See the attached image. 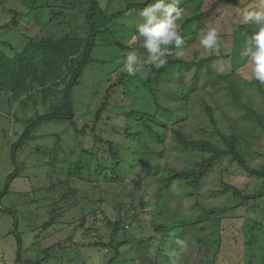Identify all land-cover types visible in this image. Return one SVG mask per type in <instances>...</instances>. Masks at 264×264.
Returning <instances> with one entry per match:
<instances>
[{"label": "rangeland", "instance_id": "rangeland-1", "mask_svg": "<svg viewBox=\"0 0 264 264\" xmlns=\"http://www.w3.org/2000/svg\"><path fill=\"white\" fill-rule=\"evenodd\" d=\"M144 1L100 0L107 20L98 17L97 21L101 30H109V32L98 36L97 46L92 55L94 62L87 67L79 85L74 89L75 114L80 129L85 124H92L95 112L110 83H117L120 75L127 73L122 68L127 54L134 52L141 60L146 59L147 52L143 48V38L138 36L136 28L137 24L143 22V18L139 15L140 10L131 11L124 16L116 15V12L123 10L129 3ZM186 1L180 0L178 5L183 9V21L193 15V5L182 8ZM228 1L229 10H224L218 17L216 28L224 25L227 29L226 36L220 38L222 45H219L220 41L217 43L219 45L217 53L223 51L224 54H230V57L225 61L212 63V69L227 74L234 68L233 80L241 90L242 102L264 117V98L258 92L259 86L264 90V84L251 77L250 68L245 67L248 58L239 55L242 45L254 31V25L251 22L243 23L242 17L249 12L260 11V2L259 0ZM53 6H56L53 10L58 11L57 5ZM10 10L17 11L21 16L20 26L17 29L0 31V42L11 44L15 50L13 52L3 48L6 53L12 52L15 55L20 52L28 42V38L33 36L48 34L60 38L72 31L80 36L88 34L83 15L84 18L79 20L77 25L68 24L70 19H62L61 16H58L57 20L54 19L51 24L49 21L52 16L48 11L44 13L43 24L35 25L30 32L26 28L29 27L30 18L27 17L29 11L20 0H0V25L8 24L14 18ZM183 21L178 22L180 27ZM46 22L48 23L45 25ZM209 27L212 25L209 24L206 29ZM204 33L203 30L200 31L192 44L187 46L183 44L176 56L185 61L195 62L210 56L211 51H206L200 44ZM118 41L130 47L135 46L136 49L123 52L115 45ZM149 66L150 64L145 65L134 76L146 78L147 71L150 70ZM199 72L198 80L194 82L195 67L184 69L182 74L174 70L170 75V82L161 84L163 94L161 99H158V103L176 111L177 118L166 115L148 93L138 91L139 86H142L140 81H137L140 78L130 76L132 77L130 81L136 79V83L129 84L131 94L138 97V107L157 115L159 123L156 130L160 132L164 143L161 145L158 140L150 136L142 139L140 144L130 145L127 142V149L132 147L138 150H143L141 146L146 142L149 143L157 154L152 163L157 168L155 170L158 176L146 174L144 165L137 159L138 156L130 150L122 149L125 160L120 173L122 181L117 182L105 180L110 170L93 178L89 175L93 174L92 170L102 161V153L93 157L85 154V149L96 153L100 144H96L93 137L78 133L69 122L43 123L35 130L33 139L15 151L13 146L25 132L29 120L51 113L58 99H48L45 103L42 95L38 96V93L36 94L39 98L38 102L32 104L26 101L25 95L0 90V264H109L113 251L110 249L105 251L92 243L95 242V238L108 242L111 226L107 218L115 221L124 211L130 215L140 213L143 220L141 224L132 225L129 233L137 238L154 237V242L149 250L147 244L138 242L139 245L137 244L135 250L132 247L131 249L124 247L123 260H117L113 264H170L165 250L175 247L177 239H186L189 246L188 251L181 258V264H210L218 252V247L210 246L208 255L202 254L199 250L198 238L205 237L206 231L193 233L189 230L186 236L181 234L178 238H166L162 243L164 252L158 255L157 248L163 239L159 233L153 235L151 231L153 223L171 225L174 221L205 218L207 216L203 212L204 209L220 212L225 207L230 208L232 204L240 203L239 200L235 201L232 198L231 192H221L224 188L223 182L232 184L251 195L256 191H264V179L250 177L236 163L231 164L225 159L200 190H189L175 183L170 188L165 201H159L157 194L161 176H165L172 168L181 170L193 167L201 160L197 152L185 150L177 143L173 130L181 128L192 138H211L223 145L220 136L214 133L213 126L209 124L202 110L201 99H206L210 104L214 101L221 109L216 115L220 130L228 135L236 131L249 137L251 148L247 151L248 160L250 166L255 169L264 165V131L258 124L246 118L242 108L230 102L226 83L221 82L214 86L206 68L200 69ZM194 83L197 91L191 93L188 102L183 103L174 99L176 98L174 93L192 89ZM117 90L118 96L117 94L114 96L118 104H131V96L123 97L124 88L120 86ZM186 112L189 119L182 124L181 119L186 116ZM110 116L111 114L108 113L101 119L98 124L99 133L119 146L122 141L119 133H122V130L113 131V126L121 123L118 118H108ZM164 126L167 128L165 129ZM102 148L106 151L104 154L107 159L104 162L111 165L108 148L106 146ZM13 155L15 161L12 160ZM80 161L84 167L89 165V170H85L82 177L71 179L72 187L78 190L76 198L63 200L62 195L67 191L65 182L70 167ZM88 176L91 179L85 181ZM142 202L145 207L141 205ZM163 206H166L167 210L161 214ZM93 212H96V215L92 216ZM85 215L89 216L87 226L93 228L90 229L91 232L77 227ZM226 216L230 218L229 223H232L231 232L226 234L237 245L229 248L224 256L219 257L220 263L264 264V197L250 200ZM51 218H55V223L50 228H44ZM210 231H212L211 226ZM172 233L179 235L180 229H175ZM19 258L21 262L18 261Z\"/></svg>", "mask_w": 264, "mask_h": 264}, {"label": "trees", "instance_id": "trees-1", "mask_svg": "<svg viewBox=\"0 0 264 264\" xmlns=\"http://www.w3.org/2000/svg\"><path fill=\"white\" fill-rule=\"evenodd\" d=\"M20 1L28 8L29 11L27 13V17L30 18L28 23L29 27L26 28L30 32L35 25L43 24L44 13L48 11L53 18H50L49 23L51 24H53L54 19L57 20L56 18L58 16H61L62 19L69 18L70 20L68 24L70 23L76 25L79 20H82L85 17L88 34H86V36H80L75 31H72L60 38H54L48 34L33 36V38H28L29 40L26 42L24 48L20 52L15 53V55L12 52L6 53L3 49H10L15 52L11 44L0 42L1 91L25 95L26 101H29L32 104L38 102V96L40 95H42L43 102L45 103L48 99H58V102L53 105L51 113L29 120L25 132L21 136L20 140L13 146L15 151L18 150V147L32 140L35 130L43 123L50 121L69 122L78 133L91 136L96 144H100L101 149L99 148L96 153L87 149H85L84 152L85 154L93 157H96V155L100 154V152L102 153V161H100L96 165V168L92 170L94 171L93 174H89L92 178L97 177L100 174L102 175L110 170V174L105 177L107 182L122 181L120 173L123 162L125 161L123 159L124 155L122 154V149L127 151L130 150L131 153L138 156L137 159L144 165L146 174L154 177L158 176V172L155 170L156 166L152 163L154 156L157 154L156 151L151 149L149 143L146 142L141 146L143 150H138L137 148L132 147L128 149L126 148L127 142H129L130 145L135 143L140 144L142 143V139L146 136H150L151 138L158 140L161 145L164 143V139L160 132L156 130L159 123L157 115L146 111L142 107H138V97L131 94L129 84H133L134 82L136 83V79H139L140 77L132 76L136 79L130 81L132 77L130 78L127 73L121 74L118 78V82L110 83L109 87L106 89L105 95L95 112L92 124H85L83 128L80 129L79 123L76 120L73 100L74 89L79 85L87 67L94 62L92 55L97 46L98 36L109 32V30H101L99 22L97 21L98 17H101L103 20H107L106 13L101 8L100 0H54L55 2L53 0ZM154 2L155 0H145L140 3H129L123 10L116 12V15L124 16L131 11L141 10L143 7ZM55 4L57 5L58 11L53 10V8L56 7L53 6ZM190 5L194 6L192 9L193 15L183 21L181 27L179 28L186 46L192 44L197 39L200 31L203 30L206 32V27L209 24H211L212 27L215 26L216 28L218 17L222 15L224 10H229L230 2L228 0H187L182 5V8ZM59 8H61V10H59ZM10 12L14 14V18L8 24L0 25V31L17 29L20 26V13L15 10H10ZM47 23L48 22L44 24L46 25ZM216 29L218 32V41H220L219 45H222L220 38L226 36L227 29L224 25L221 28ZM115 45L123 52L136 49L135 46L130 47L119 41L115 42ZM219 45L217 44V46ZM178 49L179 48H176L175 46L171 47L172 54L167 56V63L164 66H149L150 70L147 71V77L137 80L142 84L139 88L137 87L138 91L142 90L144 94L148 93V96L153 98V100L157 103L158 108L163 110L166 115L177 118L176 111L167 109L162 103H160L161 105L158 103V99L160 100V97H162L163 94L161 90V88L163 89V86H161V84H167V82H170V75L174 70H178L179 74H182L184 69L192 67H195L196 69V76L193 78V81L196 82L200 74V69L206 68L208 76L213 80V85L216 86L221 82L226 83L228 90L227 96L230 102L233 105L242 108L246 118L258 124L264 131V117L248 104L242 102L241 90L237 86L236 81L233 80V77L235 76L234 68L232 69V72L227 74H221L213 71L212 69V63L225 61L230 57V54H224L223 51L217 53V50L215 52L211 51L210 56L204 57L200 61L195 62L185 61L182 58L177 57L176 54ZM120 86L124 88L122 93L123 97H132H130L132 100L131 104H118L114 95L118 93L117 89H119ZM192 87V89H186L174 93L173 95L176 97L174 99L176 101L181 100L183 103L188 102L191 93L197 91L195 83ZM258 92L264 98V90L261 86L258 87ZM38 93L39 95L37 96L36 94ZM201 101L202 110L207 116L209 124L213 126L214 133L220 136L223 145L218 144L211 138H192L191 136L185 134L181 128L174 129L173 133L177 143H179L185 150L197 152L201 156V160L196 162L193 167L181 170L172 168L165 176H161L159 181V193L157 194L159 201H165L170 188L175 183L183 185L189 190H200L207 183L210 175L216 168L221 166V163L225 159H228L231 164L236 163L250 177L264 179V165L259 169H255L250 166L247 154V151L251 148L249 137L247 135L245 136V134H238L236 131L231 133V135L222 132L219 128L216 116L217 112H220L221 109L214 101L212 104L207 102L206 99H201ZM108 113L111 114L108 118H118L121 123L113 126V131L116 129L122 130V133H119L122 137V141L119 143L120 147L117 146L115 142L105 138L99 133L100 128L98 124L103 116ZM117 113L119 115H117ZM185 114L186 116L181 119L182 124H185L189 119L188 113L186 112ZM164 128L166 129L167 127L164 126ZM104 146L108 148L109 159L112 161L111 165L104 162V160L107 159L104 154L106 151L102 148ZM12 160L15 161L14 155L12 156ZM88 168L89 165L88 167H84L81 161L78 163L76 162L70 167L67 177L68 179L65 182L67 185V191L62 195L63 200L76 198L78 190L72 187L71 181L73 180L71 179H76L75 177L79 178L80 176L82 177L84 171L89 170ZM90 176H88L85 181H89L91 179ZM223 187V190H221L222 193L231 192L233 196L232 198L235 201L239 200L240 203H235L234 205L232 204L230 208L225 207L220 210V212L204 209L203 212H205L207 217L202 219L200 218L199 220L197 218L194 221H174L171 225H168L167 223H153V230L151 229V231H153V235L159 233L162 235L163 239L157 248L158 255H161L164 252L162 243L166 240V238H178L181 234L186 236L189 230L193 233L206 231L205 237L198 238V246H200L199 250L202 254L207 256L209 253V247L213 245L217 246L218 252L214 255L215 258L212 262H210V264H221L219 257L221 255L224 256L229 248L237 245L234 244L233 240H231L226 234L227 232H231L230 228L232 226V223H229L230 218L226 215L229 212L238 209L242 206V204L250 200H256L264 197V191L261 190L250 195L246 194L243 190L232 184L223 182ZM141 205L143 207L146 206L144 202H142ZM162 208L161 214H164L167 207L163 206ZM94 215H96V212H93L92 216ZM107 220L111 226V234L108 242L101 239L97 240V238H95L96 240L92 244L105 251L108 249L113 251V257L111 258L109 264H113L117 260H123L124 255L122 253L124 247H130V249L132 247L135 250L137 248V244L139 243L143 245L147 244L146 246H148L149 250V247L153 245L154 237L151 238L148 236L144 238V236H141L140 238H137L129 233L132 225L143 221L140 217V213L130 215L124 211L121 212L120 216L115 221H110L108 218ZM54 223L55 218H51V220L45 224L44 228H50ZM88 223L89 216L85 215L82 217L77 227L78 229L91 232L92 230L90 229L93 228H88ZM210 226L212 231H210ZM175 229H180L179 235L172 233ZM18 261L21 262V259L19 258Z\"/></svg>", "mask_w": 264, "mask_h": 264}, {"label": "clouds", "instance_id": "clouds-1", "mask_svg": "<svg viewBox=\"0 0 264 264\" xmlns=\"http://www.w3.org/2000/svg\"><path fill=\"white\" fill-rule=\"evenodd\" d=\"M260 11L249 12L242 19L243 23H252L254 31L242 45L239 55L248 58L245 67L250 68L251 77L264 84V0H259ZM180 0H155L139 11L143 22L136 25L137 34L143 38V48L147 52L144 60L134 52L127 54L122 68L129 76H134L145 65L162 67L171 55V47L180 48L184 39L179 31L184 19L183 9L178 7ZM135 36L133 37V40ZM218 32L215 27H209L202 35L200 44L206 51L217 50ZM186 239H177L175 247L166 249L170 264H181V258L188 251Z\"/></svg>", "mask_w": 264, "mask_h": 264}]
</instances>
